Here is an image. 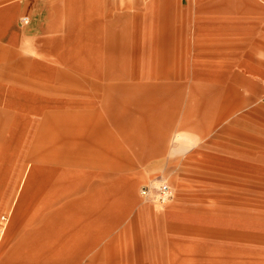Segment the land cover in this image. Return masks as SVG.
<instances>
[{"label": "rangeland", "instance_id": "rangeland-1", "mask_svg": "<svg viewBox=\"0 0 264 264\" xmlns=\"http://www.w3.org/2000/svg\"><path fill=\"white\" fill-rule=\"evenodd\" d=\"M154 1L44 0L43 56L18 43L14 49L0 35V101L17 87L42 102L38 113L28 114L24 105L8 119L0 102V177L13 179L0 216L11 218L26 186L27 208L83 207L93 216L104 208L109 235L150 219L137 215L139 209L156 219L177 202L205 225L198 241L204 264H264V106L252 92L254 81L245 87L239 72L229 79L227 71L239 69L244 50L234 42L229 50L223 40L208 53L197 51L193 40L186 47L181 38L195 34L202 20L197 0ZM8 2H0L4 19L14 12ZM166 9L173 12L171 33L164 30ZM97 20L103 21L98 31ZM26 21L20 17L22 32ZM53 26L60 29L55 34ZM203 55L216 60L215 71L200 64ZM52 69L60 73L59 86L43 90L38 84L53 80ZM58 110L88 113L97 132L56 136L36 149L43 111ZM80 138L87 143L74 144ZM158 180L171 186V202L140 194ZM128 183L134 200L121 189ZM216 225L220 231L208 228Z\"/></svg>", "mask_w": 264, "mask_h": 264}, {"label": "crops", "instance_id": "crops-1", "mask_svg": "<svg viewBox=\"0 0 264 264\" xmlns=\"http://www.w3.org/2000/svg\"><path fill=\"white\" fill-rule=\"evenodd\" d=\"M3 1L0 0L1 3ZM8 1L6 7L8 13L10 8L14 12L8 17L10 18L8 22L7 17L5 19L0 17V26L2 22L7 23L4 32L0 31V35L3 34L5 38L3 41L5 40V44L12 48L19 44L25 51L33 49L37 55L43 56L45 36L43 38L40 36L38 25L42 23L39 13L44 7V0ZM164 1L170 2V0ZM154 2L156 3V0ZM80 7L84 6L81 4ZM4 8L3 6L1 14ZM77 8L80 9L78 6ZM197 11L200 12L202 20H198L195 34L181 38L185 40L184 45L188 47L189 40L196 41V47L194 44L190 45L201 53L217 50L220 47L218 41L222 40L228 42L229 50H231V42H234L235 48L238 45L243 48L244 57L241 59L239 69H232L230 66L227 70L229 79L235 76L232 72H239L246 84L245 87L254 81L252 92L258 103L264 106V0H197ZM99 14L102 13L99 12L96 15ZM23 16L27 18L24 32L21 31L22 28L19 29L20 17ZM172 16L173 12H168L166 9L163 20L165 32H172ZM94 22L97 26L95 30H100V24L103 21ZM53 23L55 24L56 21ZM59 30L57 26H53L52 32L55 34ZM60 38L59 35H53L49 39L57 41ZM163 38L173 39L174 37L164 36ZM213 57H215L214 54ZM22 60L25 62V59L22 58ZM200 64L206 66L207 70H216L213 68L216 60L214 58L210 60L208 55L204 56ZM51 71L56 73L53 80L38 84L43 90L53 91L59 86L55 85V81L59 80L60 73L55 69ZM37 96L39 94H30L17 87L11 88L7 93V98L0 101L6 106L4 110L6 114L2 118L8 119L9 114L15 113L12 108L16 110V113L26 107L29 109L28 114L38 113L41 109L39 104L42 105V102H38ZM247 100L245 97L244 102ZM210 101L214 102L213 98ZM31 105L34 107L30 108ZM44 112L41 117L36 149H44V143L46 146L53 144L56 136L88 137L93 132H97V129L92 128L93 119L86 115L88 113L59 110ZM84 142L87 143V140L80 138L74 144H84ZM12 180L11 177H0V208L6 206L12 198ZM41 187L38 194L41 192ZM122 187L123 193L134 200L133 186L128 183ZM20 188L22 189L23 185ZM27 189L28 186L16 201L10 215L11 218L6 214L0 216V264L205 263L203 254H200L203 250L202 244L199 245L198 242L199 237L202 239L205 237V225L197 224L196 214L183 206L180 207L177 202L170 203L165 210L166 213L158 214L156 219H152L148 211L139 209L137 215L149 216L150 219L145 217L136 219L133 223L126 224L119 232L109 235L110 224L108 219H104V208L100 209L101 213L96 216H93L91 208L83 207L27 208L24 202ZM42 192L46 193L44 190ZM172 200L173 197L168 202ZM2 216H5V220L1 219ZM208 228L219 230L220 227L216 225ZM150 231V235L144 234ZM157 231L162 232L163 235L162 233L158 235Z\"/></svg>", "mask_w": 264, "mask_h": 264}, {"label": "built area", "instance_id": "built-area-1", "mask_svg": "<svg viewBox=\"0 0 264 264\" xmlns=\"http://www.w3.org/2000/svg\"><path fill=\"white\" fill-rule=\"evenodd\" d=\"M140 194L146 200H156L161 203H166L173 197L171 186L163 180L143 185L140 189ZM1 219L5 220V216H2Z\"/></svg>", "mask_w": 264, "mask_h": 264}]
</instances>
